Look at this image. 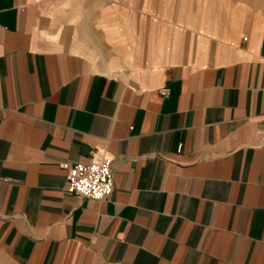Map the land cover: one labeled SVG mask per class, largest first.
Listing matches in <instances>:
<instances>
[{"label":"crops","instance_id":"crops-1","mask_svg":"<svg viewBox=\"0 0 264 264\" xmlns=\"http://www.w3.org/2000/svg\"><path fill=\"white\" fill-rule=\"evenodd\" d=\"M263 136L264 0H0L15 264H264ZM102 159L107 200L66 193Z\"/></svg>","mask_w":264,"mask_h":264},{"label":"built area","instance_id":"built-area-1","mask_svg":"<svg viewBox=\"0 0 264 264\" xmlns=\"http://www.w3.org/2000/svg\"><path fill=\"white\" fill-rule=\"evenodd\" d=\"M163 96L167 91L161 92ZM264 139V136H263ZM181 145H178V150ZM66 171V193L79 200L102 202L107 200L113 191L112 164L102 159L89 164L62 165Z\"/></svg>","mask_w":264,"mask_h":264},{"label":"rangeland","instance_id":"rangeland-1","mask_svg":"<svg viewBox=\"0 0 264 264\" xmlns=\"http://www.w3.org/2000/svg\"><path fill=\"white\" fill-rule=\"evenodd\" d=\"M0 264H15L9 256L0 249Z\"/></svg>","mask_w":264,"mask_h":264}]
</instances>
